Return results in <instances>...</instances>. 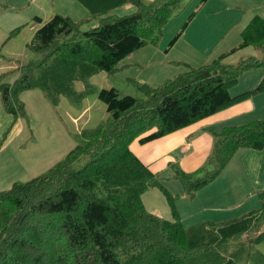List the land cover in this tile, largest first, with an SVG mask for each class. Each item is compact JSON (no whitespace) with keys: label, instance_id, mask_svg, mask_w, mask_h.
I'll return each mask as SVG.
<instances>
[{"label":"trees","instance_id":"1","mask_svg":"<svg viewBox=\"0 0 264 264\" xmlns=\"http://www.w3.org/2000/svg\"><path fill=\"white\" fill-rule=\"evenodd\" d=\"M76 1L89 12L88 19L56 14L44 23L36 17L39 27L26 47L39 58L15 63V70L0 75L3 105L14 120L27 118L24 92L41 90L57 105L62 96H79L75 82L101 71L114 73L135 52L158 46L184 0ZM129 4L133 13L110 15ZM91 21L99 25L81 30ZM240 38L239 46L209 63L194 67L183 62L186 71L158 87L138 85L144 98L102 89L99 99L107 105V124L85 131L82 141L47 173L0 192V264H237L245 248L231 253L233 245L264 242V190L257 194L259 208L242 217L185 227L177 209L179 195L164 184L178 180L184 194L194 199L239 151L264 150V118L212 131L211 153L192 173L173 164L174 175L163 177L131 150L138 139L141 144L162 139L264 93L263 75L254 89L231 94L246 73L264 71V18L254 16ZM250 48L259 56L227 61ZM11 73L16 74L14 82H5ZM153 189L165 197L173 220L146 209L143 195ZM260 257L264 264V255Z\"/></svg>","mask_w":264,"mask_h":264},{"label":"rangeland","instance_id":"2","mask_svg":"<svg viewBox=\"0 0 264 264\" xmlns=\"http://www.w3.org/2000/svg\"><path fill=\"white\" fill-rule=\"evenodd\" d=\"M73 1L74 3L70 8L68 4L66 6L62 5L66 9L61 8V15H66L65 11L66 13L70 11L71 18L74 20H84L85 16L76 8L79 6L88 15L89 12L76 0ZM146 1L147 3L150 2L149 0ZM201 1H183L179 11L165 28L159 47L149 45L135 52L131 57L122 61L117 67L118 70L114 73L101 71L84 82H75L74 91L79 96H62L56 105L51 103L41 90L26 91L21 95V101L25 104L27 118L14 120L12 116L6 113L0 94V192L8 191L15 183H26L47 173L82 141L84 136L82 134L85 131L92 130L103 123L107 124L110 119L107 105L99 99V92L102 89H117L121 97L144 98V93L138 85L148 84L152 87H158L165 81L186 71L183 62L193 66L192 60L196 61L202 55H204V59L208 58L202 64L198 60L197 63L199 64L194 66L198 67L213 61L223 54L225 49H229L227 47L223 48L222 45L218 48L215 47L216 44L213 42V38L217 35V27L210 28V25L206 24L221 25V22L225 21L226 25L229 24L228 28H231L227 30L225 38H230L240 30V40L242 30L251 20L249 18L245 20L246 14L253 7L256 9V14L264 18V0H245L248 6L244 9H237L229 4L222 6L220 0L215 5V0L210 7V9L215 6L218 7L214 18L206 17L208 8L199 15L198 11L203 5H201ZM40 5L46 6L51 11L53 3H51V0H0V75L15 70V63L23 65L39 58L38 55L33 54L26 47L27 42L31 41L39 27L35 18L41 17L46 23L54 17V14H50L49 17L45 18L41 14L42 6ZM54 7L57 8L55 3ZM134 11L135 8L129 4L113 11L110 15L123 17ZM194 12H196V16L190 22V26L171 48V41L182 31L183 26L189 21V17ZM98 25L97 21L87 22L81 26V30L86 31ZM18 27H21L19 34L12 37L11 32ZM198 51H202V55H199ZM211 55L214 56L211 57ZM248 56H259V53L256 49L250 48L241 52L234 59L238 63L240 58ZM255 73L264 75L263 70H256L249 74ZM15 79L16 74L11 73L6 75L4 81L12 83ZM257 85L258 83L252 89ZM248 88L246 82L241 79L240 84L231 90V94L234 96L252 90ZM238 154L224 172L222 177H227V181L223 184L228 185L229 175L238 169V166L232 167L235 160H241V156H238ZM84 162L83 159L78 165L82 166ZM241 162L243 164V161ZM170 171L164 174L166 178H171L174 175L175 171ZM164 184L171 192H173L172 189L175 185L182 188L181 183L174 179L165 181ZM251 187H254V183H251ZM259 192L255 191L254 197L252 195L251 199H249L251 195V192H249L245 197L246 203H244L247 205H243L246 207H239L230 211V213H224L233 215H222L224 217L222 222H229L258 209L260 203L257 194ZM144 197L147 198L144 201L148 209L153 207L154 204L159 205L169 212V216L163 218L173 220L169 205L158 189L149 190ZM253 202H256V205L253 206ZM160 211L157 210L159 215ZM161 215L163 214L161 213ZM186 221V227L192 225L188 220ZM241 247L245 248V251L237 255V264L262 263L260 255H264V242L259 245L255 244L253 247H250L248 243L233 245L230 251L232 253Z\"/></svg>","mask_w":264,"mask_h":264},{"label":"crops","instance_id":"3","mask_svg":"<svg viewBox=\"0 0 264 264\" xmlns=\"http://www.w3.org/2000/svg\"><path fill=\"white\" fill-rule=\"evenodd\" d=\"M213 1L215 0H208L206 3H204L198 11L199 15L205 11L206 8H208L206 17H216L215 11L218 7L215 6L210 9L211 5L214 3ZM218 2L219 0H216L215 5H217ZM51 3H53L51 11L48 10L46 6L40 5L42 6L41 14H43L45 18L49 17L50 14H62L61 8L66 9V7H64L66 4H68V7L70 8L74 1L51 0ZM54 3L57 5V8L54 7ZM220 3L222 6L229 4L237 9H244L247 8L246 6H248L246 5L245 0H220ZM76 9L81 14H83V16H85L84 19L89 18V15L85 10H82V8L79 6ZM256 13V9L253 7L250 12L246 14L245 20L247 18H249V20L252 19L251 17L254 15L262 17ZM65 14V16L69 17L72 15L70 11H68V13L65 11ZM41 19L44 21L43 18ZM206 25H210V28L217 27V35L215 38H213V42L216 44L215 47L217 48L220 45H222L223 48H229L225 49V51H223L224 53L237 46L241 41V38L239 40L240 30L231 36L233 38H225L227 30L231 29L228 28L229 24L226 25L225 21H222L221 25ZM198 43L200 44V42ZM156 47H159V45ZM240 53L231 56L227 61L230 64L236 63L237 61L234 59V57ZM198 54L202 55V51H198ZM212 56L214 55H211V57ZM207 59H204V55H202V57H200L198 60H200L199 62L202 64V62H206L204 60ZM198 60H192L191 63L194 64L193 66H197V64H199L197 63ZM252 72L253 71L248 72L241 77L243 82H246V87L251 89L257 83H259L263 77V74L260 73L249 74ZM263 118L264 93L204 121H201L191 127L168 135L162 139L147 144H141L138 139L131 145V150L145 165L149 166L154 173L164 176V174L171 172L170 170H173L171 167L173 164H178L185 172L192 173L203 166L211 153L213 146L212 131L218 132L226 125H244L253 120ZM238 153V156H241V160L234 161L232 167L238 166V169L229 175L230 179L228 181V185L223 184L227 181V177H222L224 174L223 173L214 183L201 190L194 199H189L184 194V191L181 187L176 185L173 186V193L179 195L177 209L185 227L187 222L186 220L192 224L189 227L209 222L222 223V218H224L222 215H233L224 213H230V211L238 209L239 207H246L243 205H247L244 203H246L245 197L249 194V192H251V195L249 196V199H251L252 195L254 197L255 191L258 192L264 189V150L254 151L245 149L239 151ZM241 161H243V164ZM251 183H254V187L250 188ZM145 194L143 195V202L146 209L156 215H159L157 210H161L160 212L163 215L160 213L159 216L167 218L169 216V212L161 208L159 205L154 204L150 209L147 208V205L144 201L147 199L144 197ZM254 205H256V202H253V206Z\"/></svg>","mask_w":264,"mask_h":264}]
</instances>
